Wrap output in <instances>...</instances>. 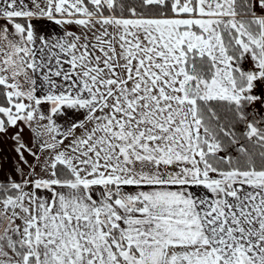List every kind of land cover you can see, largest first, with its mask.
<instances>
[{"label": "snow or ice", "instance_id": "snow-or-ice-1", "mask_svg": "<svg viewBox=\"0 0 264 264\" xmlns=\"http://www.w3.org/2000/svg\"><path fill=\"white\" fill-rule=\"evenodd\" d=\"M0 264H264V0H0Z\"/></svg>", "mask_w": 264, "mask_h": 264}]
</instances>
